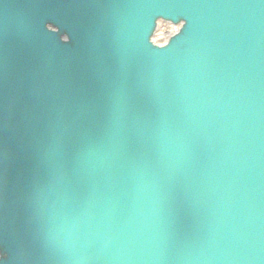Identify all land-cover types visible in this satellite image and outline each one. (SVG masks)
<instances>
[{
  "label": "water",
  "instance_id": "95a60500",
  "mask_svg": "<svg viewBox=\"0 0 264 264\" xmlns=\"http://www.w3.org/2000/svg\"><path fill=\"white\" fill-rule=\"evenodd\" d=\"M122 1L0 0V258L264 264V5Z\"/></svg>",
  "mask_w": 264,
  "mask_h": 264
},
{
  "label": "snow or ice",
  "instance_id": "6c2138e0",
  "mask_svg": "<svg viewBox=\"0 0 264 264\" xmlns=\"http://www.w3.org/2000/svg\"><path fill=\"white\" fill-rule=\"evenodd\" d=\"M259 3L261 5H264V0H259ZM186 20L188 21V26L191 23L189 18H186ZM126 112V105H125V99L123 97V95L120 97V100L115 108L114 111V121L116 123V125L118 126L120 121L123 119L124 115ZM23 255V251L22 250H17V257H21ZM164 259V258H161ZM15 264H22V261L20 259H17V261L15 262ZM179 264H186V258L184 257H180L179 258Z\"/></svg>",
  "mask_w": 264,
  "mask_h": 264
},
{
  "label": "bare ground",
  "instance_id": "6f19581e",
  "mask_svg": "<svg viewBox=\"0 0 264 264\" xmlns=\"http://www.w3.org/2000/svg\"><path fill=\"white\" fill-rule=\"evenodd\" d=\"M174 27L159 23L156 27V30L154 31V33L151 36V41L155 42V40L157 38L160 37V35L168 36L169 34L171 35L172 33H174L175 31Z\"/></svg>",
  "mask_w": 264,
  "mask_h": 264
},
{
  "label": "clouds",
  "instance_id": "9594fccd",
  "mask_svg": "<svg viewBox=\"0 0 264 264\" xmlns=\"http://www.w3.org/2000/svg\"><path fill=\"white\" fill-rule=\"evenodd\" d=\"M0 264H4V260L0 258Z\"/></svg>",
  "mask_w": 264,
  "mask_h": 264
},
{
  "label": "rangeland",
  "instance_id": "374dc122",
  "mask_svg": "<svg viewBox=\"0 0 264 264\" xmlns=\"http://www.w3.org/2000/svg\"><path fill=\"white\" fill-rule=\"evenodd\" d=\"M156 41L160 42V41H162V39H160V40H159V39H157Z\"/></svg>",
  "mask_w": 264,
  "mask_h": 264
}]
</instances>
